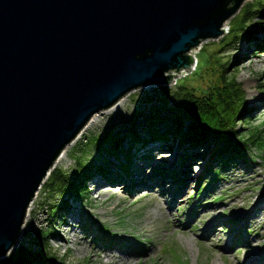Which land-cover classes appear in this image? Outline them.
Instances as JSON below:
<instances>
[{"label": "rangeland", "instance_id": "1", "mask_svg": "<svg viewBox=\"0 0 264 264\" xmlns=\"http://www.w3.org/2000/svg\"><path fill=\"white\" fill-rule=\"evenodd\" d=\"M258 2L264 4V0H246L242 8ZM240 11L229 20L224 36ZM248 29L264 40V17L251 21ZM222 38L203 42L199 51L193 53L197 64L190 74L175 79L169 86L133 91L115 110L96 115L94 123L67 148L66 156L37 191L31 217L25 218L27 223L16 248L23 245L39 253L32 241L38 234H45L43 251L52 258V264H251L256 256L264 264V215L251 217L256 206H264V195L260 194L264 185V154L249 148L247 161L224 171L223 178L213 183L203 197L204 206L199 207L195 196L210 179L206 167L220 146L217 141L225 134L209 132L207 150L193 155L189 161L184 156L185 147L178 144L173 123L176 117L182 118L184 131L191 121L187 115L189 106L183 99L186 90L180 86L204 90L214 84L217 74L211 75L215 57L219 56L222 63L230 61L229 73L235 76L243 93L244 112L231 126L232 130L244 136L248 128L263 126L264 52L258 53L252 42L243 40L221 50ZM156 118L161 120L155 126L159 132L165 126L171 129L165 143L158 138L151 140L147 133L146 123ZM132 129L143 141H131ZM108 136H119L122 141L115 156L109 150ZM93 137L97 143L89 142ZM77 157L84 166L111 161L107 169L113 175L92 176L93 170L87 175L88 180L81 183V188L89 192L84 201L59 190L52 192L53 188L49 190L51 176L57 175L54 172L60 171L72 181L79 180ZM128 158L130 165L123 172L120 167H127ZM151 176L162 182L154 185ZM135 179L145 184L137 191ZM215 198L221 200L213 201ZM64 204L69 210L62 211ZM100 228L110 234L104 238ZM11 254L13 251L8 256Z\"/></svg>", "mask_w": 264, "mask_h": 264}, {"label": "water", "instance_id": "2", "mask_svg": "<svg viewBox=\"0 0 264 264\" xmlns=\"http://www.w3.org/2000/svg\"><path fill=\"white\" fill-rule=\"evenodd\" d=\"M245 1L0 0V260L91 118L190 74Z\"/></svg>", "mask_w": 264, "mask_h": 264}, {"label": "trees", "instance_id": "3", "mask_svg": "<svg viewBox=\"0 0 264 264\" xmlns=\"http://www.w3.org/2000/svg\"><path fill=\"white\" fill-rule=\"evenodd\" d=\"M258 16L264 17V4L262 2L244 6L240 11V16L230 23V26H228V32L220 40V49L224 50V47L226 46H228L227 48H230L235 45L238 40H243L250 43L252 42L255 51H258V53L264 52V40H259L258 35H256L257 32L253 31L254 28L252 31L248 29V24ZM220 61H222V59L219 56H216L214 60L215 69L212 70L211 75L213 76L214 74H217L213 82L214 84L204 90H198L195 88H190V90L186 87L184 88L180 86V89L186 90L183 92V99L189 106L187 115L191 121L184 131H182V118L176 117L173 122L175 133H177L176 137L179 138L178 144L180 147H185L184 156L188 157V160L193 159V155L198 156L200 151L207 150L210 142V136L208 135L209 132L212 131L214 133L225 134H221L222 137L219 138L220 141H217L220 143V146L211 155V161L206 167V174L209 175L210 179L202 184L201 189L195 196L199 207L204 206L203 197L207 194L213 183H216L223 178L224 171L230 167L237 166L241 161L242 163L247 161L246 153L249 148L253 147L264 154V123L263 126L259 128H248V132L244 136H240L236 130H232L231 126L235 124L238 118H241L244 112L243 93L239 85L236 83L235 76L230 75L229 73L230 61L227 60L225 63ZM196 93H199L200 96H196ZM158 124H161V120L158 118L148 121L146 123L147 133L149 132L151 134V140L158 138V140L165 143L168 136L171 134V129L170 127L165 126L164 130L159 132L157 128H155ZM130 136L131 141L135 144L138 141H143L142 138L139 137V134L133 129L130 132ZM94 138L95 137L90 139L89 142L97 143V138ZM107 141H109L110 145L109 150L113 151V156H115L117 154V148L121 146L122 143L120 137L108 136ZM87 142L88 140L84 144ZM143 143V145L146 144V142ZM79 158L80 157H77L76 159L78 163L77 167L80 168L77 173L79 180L72 181L62 172H54L57 175L54 177L51 176L49 190L50 188H53L52 192L59 190V193H62L63 195H72L74 198L84 201L88 198L89 192H86V189L81 188V183L84 184V181L88 180L87 175H89L91 171L94 170L92 176L98 173V175L108 177L113 175L109 170H106L107 166L111 165L110 161H102L101 166H94V164L84 166L81 161L78 160ZM128 159L129 160H126L127 167L125 168L122 165V167H120L124 172L127 171V168L130 165V158ZM214 166L216 167L213 168ZM217 200L220 201L221 199L215 198L213 201ZM51 214L56 215L57 213L52 212ZM100 231L104 238L106 235L110 234L103 228H100ZM45 236V234H38L32 241V246L38 248L39 253H33L30 249L21 245V247H17L13 251V254L2 259L0 264H52V258L47 256L45 251H43L45 249L42 241L46 239L44 238Z\"/></svg>", "mask_w": 264, "mask_h": 264}, {"label": "bare ground", "instance_id": "4", "mask_svg": "<svg viewBox=\"0 0 264 264\" xmlns=\"http://www.w3.org/2000/svg\"><path fill=\"white\" fill-rule=\"evenodd\" d=\"M197 52V51H196ZM121 103H119L118 102V104H116L114 107H112L110 110H108V111H113V110H115L119 105H120ZM96 117V115L95 116H93L92 118H91V120L89 121V123L85 126V128H84V130H86L89 126H91V124H93L94 123V118ZM154 129V128H153ZM83 130V131H84ZM82 131V132H83ZM82 132L78 135V137L75 139L76 141L79 139V137L81 136V134H82ZM148 138V137H147ZM73 141L69 146H67L64 150H63V152L61 153V155L58 157V159L56 160V162H55V165H54V168H55V166L56 165H58L62 160H63V158L66 156V153H67V148H69L71 145H73V144H75V142L76 141ZM146 142V141H145ZM144 144V143H143ZM155 144V143H154ZM152 147L151 148H154V147H157L156 145H151ZM142 147V146H141ZM143 148V147H142ZM159 148H160V146H159ZM138 149V148H137ZM153 150V149H152ZM160 150V149H159ZM149 152V151H148ZM152 152V151H151ZM179 156V155H178ZM140 159V158H139ZM179 159V158H178ZM116 160V159H115ZM129 160V159H128ZM184 160V159H183ZM190 161V160H189ZM110 163H111V161H110ZM130 163V162H129ZM183 163V162H182ZM104 164H105V162H104ZM119 164V163H118ZM168 165V164H167ZM175 165V164H174ZM101 166V165H100ZM100 166H99V168H100ZM106 166V165H105ZM115 166V165H114ZM119 166V165H118ZM135 166V165H134ZM171 166V165H170ZM108 167V166H107ZM110 167V166H109ZM112 167V166H111ZM156 168V167H155ZM175 168V167H174ZM182 168V167H181ZM118 169V168H117ZM170 169V168H169ZM173 169V168H172ZM176 169V168H175ZM97 170V169H96ZM95 170V171H96ZM106 170H108V169H106ZM150 170V169H149ZM184 170V169H183ZM136 171V170H135ZM163 171H165V170H163ZM181 171V170H180ZM99 172H100V170H99ZM110 172V171H109ZM124 172V171H123ZM185 172V171H184ZM105 173V172H104ZM129 173V172H128ZM158 173V172H157ZM160 173V172H159ZM162 173V172H161ZM171 173H173V172H171ZM180 173V172H179ZM183 173V172H182ZM99 174V173H98ZM131 174V173H130ZM138 174V173H137ZM181 174V173H180ZM115 175V174H114ZM123 175V174H122ZM142 175V174H141ZM116 176V175H115ZM127 176V175H126ZM158 176V175H157ZM181 176V175H180ZM104 177V176H103ZM128 177V176H127ZM169 177V176H168ZM183 177V176H182ZM100 178V177H99ZM117 178V177H116ZM121 178V177H120ZM151 179H152V181L153 182H151V183H153L154 185H159L162 181L161 180H158V178H155L154 176H151ZM167 179V178H166ZM177 179V178H176ZM186 179V178H185ZM118 180V179H117ZM122 180H124V179H122ZM131 180V179H130ZM169 180V179H168ZM183 180V179H182ZM128 181H129V179H128ZM132 181V180H131ZM136 183H135V185H134V190L135 191H137V190H139L140 188H142V187H144L143 185H145L144 184V182H143V180H140V179H135L134 180ZM145 181V180H144ZM125 182V181H124ZM123 183V182H122ZM120 184V183H119ZM174 184V183H173ZM148 185H150V184H148ZM171 186V185H170ZM180 186V185H179ZM185 186V185H184ZM132 187V186H131ZM146 187H148V186H146ZM145 187V188H146ZM150 187V186H149ZM127 188V187H126ZM182 188V187H181ZM132 189V188H131ZM127 191V190H126ZM175 191V190H174ZM186 191V190H185ZM169 192V191H168ZM178 192V191H177ZM182 192V191H181ZM37 194V193H36ZM165 194V193H164ZM170 194V193H169ZM162 195V194H161ZM35 197H37L36 195H35ZM177 197V196H176ZM175 202V201H174ZM263 202V201H262ZM66 203V202H65ZM32 205H34L33 204V201L31 202V204L29 205V208H28V210H27V219L29 218V216L31 215V213H32ZM61 209H62V207H61ZM69 210V206H67V204H64L63 205V209H62V211H65V210ZM72 213V212H71ZM260 214H262V215H264V206H256L255 208H254V210H252V214H251V217H252V219H254V218H257L258 217V215H260ZM31 217V216H30ZM26 220V219H25ZM250 220V219H249ZM256 220V219H255ZM29 221V220H28ZM26 221H24V223H25ZM27 223V222H26ZM23 226H22V230H21V236H22V234H23ZM21 238V237H20ZM18 244V243H17ZM14 250V249H13ZM262 255V254H261ZM263 260V259H262ZM252 261H253V263H252ZM251 261V264H263V262L261 261V259L258 257V256H256L255 258H254V260H252ZM246 263V262H245ZM246 264H249V263H246Z\"/></svg>", "mask_w": 264, "mask_h": 264}, {"label": "built area", "instance_id": "5", "mask_svg": "<svg viewBox=\"0 0 264 264\" xmlns=\"http://www.w3.org/2000/svg\"><path fill=\"white\" fill-rule=\"evenodd\" d=\"M196 64H197V63H196V59H195V64H194V66H193V69H192V71H194V70H195ZM192 71H191V72H192Z\"/></svg>", "mask_w": 264, "mask_h": 264}]
</instances>
